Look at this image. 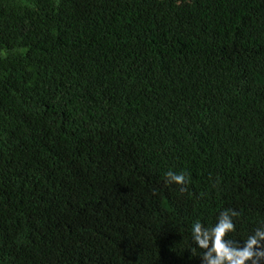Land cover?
<instances>
[{"label":"trees","instance_id":"trees-1","mask_svg":"<svg viewBox=\"0 0 264 264\" xmlns=\"http://www.w3.org/2000/svg\"><path fill=\"white\" fill-rule=\"evenodd\" d=\"M225 210L264 227V0H0V264H202Z\"/></svg>","mask_w":264,"mask_h":264},{"label":"clouds","instance_id":"clouds-1","mask_svg":"<svg viewBox=\"0 0 264 264\" xmlns=\"http://www.w3.org/2000/svg\"><path fill=\"white\" fill-rule=\"evenodd\" d=\"M166 177L169 183H186L183 173L169 171ZM237 215L235 211L225 210L211 228L204 227L199 221L193 224V240L204 250L201 256L202 264H264V227L257 228L243 245L226 239L229 233L235 231L232 217Z\"/></svg>","mask_w":264,"mask_h":264}]
</instances>
